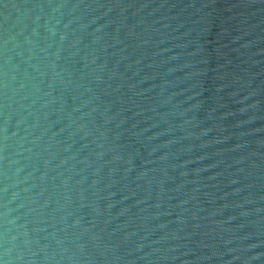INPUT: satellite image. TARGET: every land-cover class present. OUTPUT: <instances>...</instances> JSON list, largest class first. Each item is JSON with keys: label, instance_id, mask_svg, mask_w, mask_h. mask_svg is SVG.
<instances>
[{"label": "water", "instance_id": "95a60500", "mask_svg": "<svg viewBox=\"0 0 264 264\" xmlns=\"http://www.w3.org/2000/svg\"><path fill=\"white\" fill-rule=\"evenodd\" d=\"M4 259L264 264V0H0Z\"/></svg>", "mask_w": 264, "mask_h": 264}, {"label": "clouds", "instance_id": "9594fccd", "mask_svg": "<svg viewBox=\"0 0 264 264\" xmlns=\"http://www.w3.org/2000/svg\"><path fill=\"white\" fill-rule=\"evenodd\" d=\"M7 252H8V249H5V256H7ZM0 264H8V259H4L2 261H0Z\"/></svg>", "mask_w": 264, "mask_h": 264}]
</instances>
